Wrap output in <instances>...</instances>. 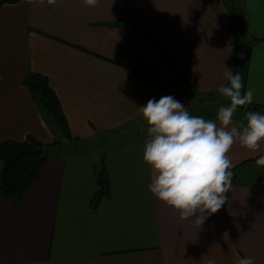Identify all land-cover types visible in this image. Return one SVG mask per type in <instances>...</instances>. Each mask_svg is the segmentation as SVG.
Segmentation results:
<instances>
[{
  "label": "crops",
  "instance_id": "crops-1",
  "mask_svg": "<svg viewBox=\"0 0 264 264\" xmlns=\"http://www.w3.org/2000/svg\"><path fill=\"white\" fill-rule=\"evenodd\" d=\"M237 4L241 40L223 0L1 6L0 143L56 138L21 85L27 71L47 77L71 135L94 139L142 121L149 99L172 95L189 110L217 93L235 39L251 45L244 91L264 105V0ZM148 139L145 129L106 149L110 194L95 210L93 153L50 156L17 205L0 196V264H264V186L232 185L200 227L148 190ZM228 155L234 167L257 156L238 143Z\"/></svg>",
  "mask_w": 264,
  "mask_h": 264
},
{
  "label": "clouds",
  "instance_id": "clouds-1",
  "mask_svg": "<svg viewBox=\"0 0 264 264\" xmlns=\"http://www.w3.org/2000/svg\"><path fill=\"white\" fill-rule=\"evenodd\" d=\"M46 2L55 5L57 0ZM98 2L83 0L86 7ZM239 58L243 59L242 53ZM225 68L222 75L227 84L217 91L230 103L219 107L214 120L192 115L188 106L172 95L158 101L149 99L139 107L148 125L149 139L143 152V161L152 169L148 190L178 211L181 219L195 216L194 223L200 227L228 200L225 194L232 187L234 175L228 153L235 144L256 153L255 164L264 167V114L248 111L243 121L234 123V113L239 106L254 102V92L242 91L243 76ZM207 264L216 262L209 259ZM236 264H255V256L238 258Z\"/></svg>",
  "mask_w": 264,
  "mask_h": 264
},
{
  "label": "trees",
  "instance_id": "trees-1",
  "mask_svg": "<svg viewBox=\"0 0 264 264\" xmlns=\"http://www.w3.org/2000/svg\"><path fill=\"white\" fill-rule=\"evenodd\" d=\"M21 0H0V8L5 4H16ZM229 14V23L233 28L237 19L238 0H223ZM234 29V28H233ZM252 44V42H251ZM250 44L246 51L242 52L241 42L237 39L232 44L230 68L233 74L240 73L245 84ZM243 54V59L239 58ZM21 85L26 88L29 96L39 111L44 123L56 137L50 144H42L31 135H27L21 142L3 141L0 143V161L2 162L0 196L9 199L17 205L25 188L31 185L38 177L39 171L50 156L88 154L86 147L87 139L74 138L69 130L66 117L62 111L59 100L49 86L48 79L39 73L27 71L21 80ZM244 91V89L242 90ZM219 99L229 100L217 93H211L204 99L192 102L189 112L205 119H215L217 111L213 107L220 103ZM216 100H218L216 102ZM217 103V104H216ZM245 114L248 111H256L264 114V105L250 104L239 106L238 109ZM235 123H239L235 120ZM258 156L245 160L235 166L231 171L234 173L232 185L239 187L264 186V167L257 166L255 160ZM95 189L90 200L91 210L107 199L110 194V180L105 165V155L98 156L93 166Z\"/></svg>",
  "mask_w": 264,
  "mask_h": 264
},
{
  "label": "rangeland",
  "instance_id": "rangeland-1",
  "mask_svg": "<svg viewBox=\"0 0 264 264\" xmlns=\"http://www.w3.org/2000/svg\"><path fill=\"white\" fill-rule=\"evenodd\" d=\"M237 19L234 23L233 26V32L234 35L237 36L239 38V40H241V38L243 36H241V23L243 21V19L241 18L240 15V10H239V5L237 4ZM244 40V39H243ZM246 44L247 42H241L242 45V52L246 51ZM218 100H216L217 102ZM220 103H216L219 107L221 106H227L229 105V103L227 101H224L222 99H219ZM219 107L215 106L213 107V111H218ZM245 117V114L241 113V111L237 110L234 113L233 118L235 120H238V122L243 121ZM246 123V121H245ZM148 128L147 123L144 121V119H142V121L140 122H134L133 124H130L126 127H123L121 129H119L116 132L113 133H109V134H105L102 136H97L94 139H87V144L89 143V146L86 147V150H88L89 153H93L96 156L101 155L102 153H104L106 151L107 148L109 147H113L116 145H119V143H123L125 140H128L129 138H135L137 136H140L142 134H144V130ZM123 138V139H122Z\"/></svg>",
  "mask_w": 264,
  "mask_h": 264
}]
</instances>
